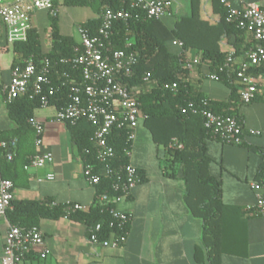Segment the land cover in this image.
Masks as SVG:
<instances>
[{
	"label": "crops",
	"instance_id": "1",
	"mask_svg": "<svg viewBox=\"0 0 264 264\" xmlns=\"http://www.w3.org/2000/svg\"><path fill=\"white\" fill-rule=\"evenodd\" d=\"M11 2L13 0H3ZM90 5L66 4L53 0L56 16L48 9L35 10L30 28L40 36L44 52L50 49V24L54 18L59 34L79 42L77 26L97 18L98 0ZM202 18L215 22L211 0H200ZM264 5V0H243ZM230 4H241L231 0ZM190 0H172L163 19L171 25L175 16L188 15ZM74 35V38H73ZM241 33L238 41L231 36L221 43V48L235 42L241 50L248 41ZM8 39L7 28L0 19V139L15 135L16 123L9 115L4 102L3 88L10 80L11 70L22 61ZM177 50L176 46L172 47ZM186 56H199L189 49ZM257 81V96L248 103L230 97V88L222 81L207 78L206 72L195 67L185 79L205 98L228 104L243 125V142L239 145L223 143L216 138H206L204 145L209 158V173L220 181L222 205L217 211L208 238L203 244V223L188 209L184 197L186 186L177 165H172L176 176L162 170L168 164L165 148L157 146L150 132L139 119L135 138L129 150V163L142 174V181L118 203V208L130 217L127 238L118 248H106L88 241L87 225L66 216L40 218L41 230L48 254L40 258L32 251L19 264H264V216L254 210L253 182L258 180L264 163V63L252 69ZM56 107H39L33 116L43 122L42 149L53 154V161L40 168H4V175L14 184V199L79 203L89 207L94 199L95 187L83 176L84 163L71 145L64 122L54 118ZM21 136V134H20ZM32 132L22 136L21 154L35 151ZM29 155L22 156L19 163ZM3 173V165L0 163ZM1 173V174H2ZM52 179H46L47 174ZM41 178V181L37 179ZM8 228L7 219H0V264Z\"/></svg>",
	"mask_w": 264,
	"mask_h": 264
},
{
	"label": "trees",
	"instance_id": "2",
	"mask_svg": "<svg viewBox=\"0 0 264 264\" xmlns=\"http://www.w3.org/2000/svg\"><path fill=\"white\" fill-rule=\"evenodd\" d=\"M65 3L91 4L86 0H65ZM200 4V0H190L189 14L175 16L171 25L163 18L148 17L145 11L130 7L128 0H98L97 5L100 11L104 7H109L113 10L122 9L129 13L126 20L114 21L111 28L113 47L124 48L125 43L130 41V49L137 54V62L132 74L129 77L122 76V80L129 86L142 87L144 86L143 77L149 74L150 85H145L138 95V106L143 125L150 132L153 142L165 148V159L168 162L162 167L165 174L175 177L176 170L172 165L175 164L180 168L181 178L186 186L184 201L191 214L202 221V241L208 246L213 220L222 205L220 181L209 173V158L204 145V140L212 137L203 127L201 115L183 114L180 110L190 102L201 105L202 100L206 99L207 107L214 113L234 114L228 104L205 98L189 84V79L185 78L188 77L190 70L185 66V59L189 49H194L201 59L197 67L207 74L208 71L222 64L230 51L235 53L242 51L236 47L235 42L227 43L230 44L228 48H221V43L231 36L238 41L243 31L236 26L234 21L226 20L228 7L220 0H211L213 12L218 15L217 21L213 23L201 17ZM98 25L99 17L81 24L90 34L96 32ZM50 28V49L48 51H43L39 33L34 28L27 30L24 40L14 41L13 49L22 60L32 58L38 68L41 67L43 59H48L49 77L54 88L53 94L49 96V106L61 108L69 101L71 82L80 80L79 70L73 69L70 63L64 62L65 59L74 55V48L78 43L59 34L54 18H52ZM173 41H180L182 46L173 45ZM173 46L178 49L173 50ZM220 78L229 86L230 97L240 99L235 78L225 73L221 74ZM172 82L177 83L175 90L164 89L165 83ZM29 92L7 103L9 115L17 125L15 135L18 137L12 160L6 161L4 157L0 158V163L3 165L1 175L7 179L8 177L4 175V168L13 170L17 165L23 167L35 154V151H27L23 154L20 151L22 136L32 132L35 138L30 119L34 117L33 110L41 107L40 97L30 98ZM256 96L257 94L253 99ZM64 123L70 143L80 157L85 162L94 164L95 171H101L102 169L95 160L91 142L95 126L86 119L75 122L67 120ZM108 142L113 147L114 153L109 161L112 173L101 174L100 181L95 185L93 204L86 210L67 212L63 205H48L50 201L14 199L11 202V208L6 212L8 223L29 228L37 226L40 218L66 216L75 221L84 222L87 225V235L96 223L102 224V230L99 233L101 239L107 238L112 231L117 232L115 226H110V222L113 221L110 209L114 207L110 199L118 193L113 190L112 186L124 180L131 143L127 141L126 131L116 127L111 130ZM179 144L182 145L181 148L178 147ZM85 149L89 150L88 154L84 152ZM27 154L29 156L18 164L22 156ZM258 175V180L264 182V163ZM137 176L139 182L142 181L143 177L138 169ZM103 194H106V199L100 200ZM128 224L129 222L125 225V230H128ZM30 254L31 252L27 253L23 259Z\"/></svg>",
	"mask_w": 264,
	"mask_h": 264
},
{
	"label": "built area",
	"instance_id": "3",
	"mask_svg": "<svg viewBox=\"0 0 264 264\" xmlns=\"http://www.w3.org/2000/svg\"><path fill=\"white\" fill-rule=\"evenodd\" d=\"M124 1V0H123ZM228 7L227 21H234L236 26L248 34V41L240 53L230 51L222 64L214 70L207 72V78L213 81H221L220 75L233 76L237 83V92L243 103L253 100L257 94V81L252 74V69L264 63V5L243 0H234L241 4L234 7L231 0H220ZM130 7L138 8L146 12L148 17L156 19L163 18L168 13V7L172 0H128ZM53 0H13L6 2L0 0V19L7 28V35L10 41L24 40L27 30L30 28L31 15L35 10L48 9L51 16H56V10L52 7ZM99 25L94 34L81 25L77 26L79 36L78 45L74 48V55L64 60L70 63L72 68L79 70L80 80L71 82V93L68 103L56 108L54 118L58 121L67 120L75 122L86 119L94 126L91 137L94 148V157L99 164L101 171H95L94 164L85 162L83 176L86 182L95 187L100 181L101 174L112 173L109 161L113 158V147L108 142L111 130L122 128L126 131L127 141L133 142L139 119L142 117L139 109L138 95L143 87L150 85L149 74L143 77L142 87L129 86L122 76L129 77L132 74L134 65L137 62V54L130 49L131 42L127 41L124 48H114L111 40V28L114 21L126 20L129 13L120 9L113 10L104 7L99 15ZM173 45L182 46L180 41H173ZM201 63L200 56L189 58L186 56L185 66L193 70ZM50 63L43 59L40 68L32 58H26L16 63L12 70L8 84L3 88L4 102L10 103L29 93V97H40L41 107L49 106V96L54 92L50 79ZM164 89L175 90L177 83H165ZM208 106L206 99L201 105L193 102L181 108L183 114H199L203 119V127L211 135L223 143L239 145L243 142V125L234 115H220L214 113ZM30 124L33 127L35 138L34 144L36 153L32 155L24 168H40L53 161V154L42 149L43 122L32 117ZM17 144V138L0 139V158L6 161L13 158V152ZM179 148L182 145H178ZM86 154L89 150L85 149ZM129 155V151H128ZM53 174L49 173L46 179H52ZM119 178V177H118ZM41 181V178L37 179ZM139 183L137 168L128 163L125 167L124 180L114 183L112 186L115 192L110 201L114 207L110 209L113 221L110 226H115L117 232L112 231L110 235L101 239L99 233L102 224L96 223L90 230L88 241L99 244L106 248H118L125 243L127 230L125 225L130 217L127 213L118 208V203L129 196L131 189ZM252 188L255 192L254 210L264 216V182H253ZM106 199V194L100 200ZM14 200L13 183L10 179L1 175L0 169V219H6V212L11 208ZM93 204V202L91 203ZM48 205H63L67 212L82 211L88 207L79 203H57L48 202ZM35 251L40 258H45L48 249L45 246L44 238L38 226L29 228L19 227L8 223L3 246V264H18L25 255Z\"/></svg>",
	"mask_w": 264,
	"mask_h": 264
},
{
	"label": "rangeland",
	"instance_id": "4",
	"mask_svg": "<svg viewBox=\"0 0 264 264\" xmlns=\"http://www.w3.org/2000/svg\"><path fill=\"white\" fill-rule=\"evenodd\" d=\"M73 38H74V35H73Z\"/></svg>",
	"mask_w": 264,
	"mask_h": 264
}]
</instances>
